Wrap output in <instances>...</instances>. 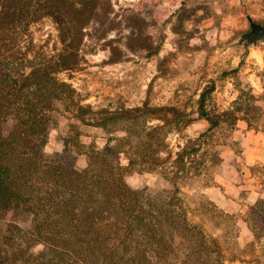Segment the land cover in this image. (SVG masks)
<instances>
[{"label": "rangeland", "instance_id": "obj_1", "mask_svg": "<svg viewBox=\"0 0 264 264\" xmlns=\"http://www.w3.org/2000/svg\"><path fill=\"white\" fill-rule=\"evenodd\" d=\"M74 1L63 24L47 16L30 27L70 86L55 104L47 153L67 140L85 165L84 153L106 151L147 196L177 184L188 221L221 250L214 264H264V44L230 46L249 29L246 15L264 25V0ZM204 92L213 128L199 115ZM197 138L206 143L196 161L175 164ZM153 142L156 163L144 159ZM30 220L0 219V264H62ZM183 245L176 264H187Z\"/></svg>", "mask_w": 264, "mask_h": 264}, {"label": "trees", "instance_id": "obj_2", "mask_svg": "<svg viewBox=\"0 0 264 264\" xmlns=\"http://www.w3.org/2000/svg\"><path fill=\"white\" fill-rule=\"evenodd\" d=\"M75 4L0 0V219L31 217L29 230L48 249L59 250L62 264H176L175 249L183 244L190 250L187 264H214L221 250L188 221L177 184L147 196L126 183L124 168L106 151H94L92 159L84 153L85 165L78 158L82 151L67 140L47 153L57 125L55 104L70 86L55 75L62 61L36 49L30 27L47 16L63 24ZM205 95L199 115L213 128L218 123L202 103ZM153 143L144 159L156 163L161 145ZM205 143L188 141L175 164L195 162ZM189 145L193 151L187 153ZM171 174L172 182L180 177L179 171Z\"/></svg>", "mask_w": 264, "mask_h": 264}, {"label": "water", "instance_id": "obj_3", "mask_svg": "<svg viewBox=\"0 0 264 264\" xmlns=\"http://www.w3.org/2000/svg\"><path fill=\"white\" fill-rule=\"evenodd\" d=\"M249 21V29L240 33L238 38L230 43V46L245 47L264 44V25L255 21L251 15H246Z\"/></svg>", "mask_w": 264, "mask_h": 264}]
</instances>
